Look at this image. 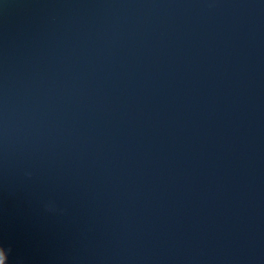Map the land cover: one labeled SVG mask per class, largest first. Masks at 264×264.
I'll use <instances>...</instances> for the list:
<instances>
[{"label":"water","instance_id":"water-1","mask_svg":"<svg viewBox=\"0 0 264 264\" xmlns=\"http://www.w3.org/2000/svg\"><path fill=\"white\" fill-rule=\"evenodd\" d=\"M0 264H264V0H0Z\"/></svg>","mask_w":264,"mask_h":264}]
</instances>
